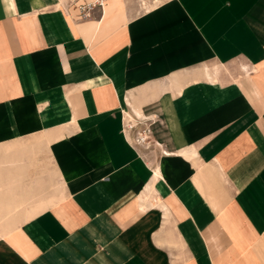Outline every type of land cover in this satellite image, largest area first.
<instances>
[{"label": "crops", "instance_id": "obj_1", "mask_svg": "<svg viewBox=\"0 0 264 264\" xmlns=\"http://www.w3.org/2000/svg\"><path fill=\"white\" fill-rule=\"evenodd\" d=\"M0 229V264H264V0H0Z\"/></svg>", "mask_w": 264, "mask_h": 264}, {"label": "rangeland", "instance_id": "obj_2", "mask_svg": "<svg viewBox=\"0 0 264 264\" xmlns=\"http://www.w3.org/2000/svg\"><path fill=\"white\" fill-rule=\"evenodd\" d=\"M132 1H134L138 5V8H140L142 11H144V10L146 11V10H149V9L163 3L166 0H132ZM126 120H127V129L136 130L135 141H136V143L140 144L138 142V137L140 135L142 136V130L147 128L146 124H144L143 121H141V120H137L135 122L131 118L128 119L127 117H126ZM148 142H146V143H148ZM48 182H49L48 195H46L47 200L44 202L46 208L48 206L52 205L55 201H57L58 198L56 196H60V194H61V185H60L58 179L55 177V173L51 167H50L49 174H48ZM53 194L55 196H53ZM46 197H44V199ZM35 199H39V198H35ZM0 231H1V229H0Z\"/></svg>", "mask_w": 264, "mask_h": 264}, {"label": "built area", "instance_id": "obj_3", "mask_svg": "<svg viewBox=\"0 0 264 264\" xmlns=\"http://www.w3.org/2000/svg\"><path fill=\"white\" fill-rule=\"evenodd\" d=\"M107 0H68V3L74 7L77 11V16L79 19H88L91 17V12L94 9L99 10L100 14L103 13L104 6ZM149 128H145L142 130V136L138 137V142L140 144H144L149 141Z\"/></svg>", "mask_w": 264, "mask_h": 264}, {"label": "bare ground", "instance_id": "obj_4", "mask_svg": "<svg viewBox=\"0 0 264 264\" xmlns=\"http://www.w3.org/2000/svg\"><path fill=\"white\" fill-rule=\"evenodd\" d=\"M148 9V8H147Z\"/></svg>", "mask_w": 264, "mask_h": 264}]
</instances>
